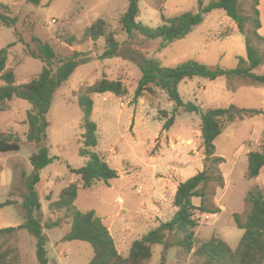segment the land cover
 Listing matches in <instances>:
<instances>
[{
    "label": "rangeland",
    "instance_id": "1",
    "mask_svg": "<svg viewBox=\"0 0 264 264\" xmlns=\"http://www.w3.org/2000/svg\"><path fill=\"white\" fill-rule=\"evenodd\" d=\"M203 1L208 4L211 0ZM0 2L9 5L12 16L17 17V23L12 28L0 24V49L15 42L9 49L7 68L14 69L18 84L31 80L45 65L41 59L30 54V50L36 49L32 39L34 35L48 42L59 56L70 55L76 49L89 52L94 57L79 66L55 92L47 115L50 123L48 143L53 162L42 169L37 187L42 210L46 211V214L43 211L42 222L60 221L52 229L44 228L48 237L46 249L49 264H88L93 257V247L89 242L63 239L71 228L70 212L50 209L49 206L51 200L60 199L62 190L72 181H80L79 175L71 169L80 168L86 163V158L79 154L84 132L81 127L83 111L78 103L79 89L104 75L121 78L128 87L129 93L123 97L112 92L93 95L92 118L98 125L95 150L108 159L109 164L118 170L119 176L108 183L101 180L91 188H81L75 201L81 211L97 212L111 229L119 251L127 256L136 239L162 221L170 220L177 209L174 205L176 186H163L150 195L156 181L154 171L157 168L153 167L154 164H159L158 169L163 170L158 176L165 175L175 185L206 168L201 114L183 108L176 110L175 101L158 88L135 100V90L142 75L140 67L124 55L99 58L104 50V41L100 39L94 42L86 38L85 30L98 18H104L109 28L116 32L124 50L154 57L165 66L194 60L227 69L237 67L240 58H247L245 35L238 32L237 24L223 9H214L204 13V20L183 38L157 50L159 40H150L122 29L120 17L127 10L130 0H42L39 5L27 0ZM240 5L243 15L254 18L253 0H240ZM139 10L138 20L150 28H156L165 23V19L185 12H199L200 4L199 0H139ZM227 31L234 34L222 37ZM245 31L264 56V42L256 38L253 20L246 21ZM71 35L76 37L73 46L65 41ZM254 72L264 74V64ZM3 83L0 79V85ZM178 88L186 103L196 104L202 110L232 104L264 110V84L250 79H227L222 76L210 80L194 77L181 81ZM30 108L31 103L27 100L14 98L6 111H0V130L14 132L22 140L20 150L0 152V203H11L0 208V228L24 222L22 202L26 187L23 172H32L30 157L38 151L28 142L26 135ZM164 111L169 116H176L169 130L163 129L167 119L163 116ZM171 135L173 140L168 137ZM263 141L264 114L238 119L215 140L216 155L224 158L219 166L224 176V186L211 181L207 187L205 206L210 210H197L195 213L199 219L196 228L199 240L218 237L227 241L232 249L239 246L245 229L238 225L235 214H239L240 220L245 222L250 211L248 192L255 188L264 190V167L257 177H248V153L260 150ZM120 196L124 203L122 199L117 201ZM151 202L155 204L157 214L150 211ZM194 202L201 204L200 198H194ZM207 215L210 217L207 218ZM8 236L0 238V245L2 250L13 248L9 253L11 264H39L37 239L33 234L21 229L13 237ZM164 256L166 264L205 262L204 258L194 255L178 262L177 247L158 244L154 247L151 264H160Z\"/></svg>",
    "mask_w": 264,
    "mask_h": 264
},
{
    "label": "trees",
    "instance_id": "2",
    "mask_svg": "<svg viewBox=\"0 0 264 264\" xmlns=\"http://www.w3.org/2000/svg\"><path fill=\"white\" fill-rule=\"evenodd\" d=\"M27 1L39 5L42 0ZM259 2L260 0H253L254 18H250L241 13L240 0H211L208 4L199 0V12H185L165 19V23L156 28H150L138 20L139 0H130L127 10L120 17L124 31L130 34L138 33L150 40H159L157 50H161L175 40L183 38L200 24L204 20V13L214 9H223L237 24L238 32L245 35L247 43V58H240L238 66L230 69L221 66L212 67L194 60L175 66H165L154 57H147L137 51L124 50L116 32L109 28L104 18H98L85 30L86 38L94 42L100 39L104 41V50L99 58L124 55L140 67L142 75L135 90V100L144 96L146 92L152 93L158 88L165 91L170 99L175 101L176 110L183 108L185 111L201 114V137L206 159V168L178 185L174 198L177 210L173 217L162 221L143 237L136 239L130 247L129 254L124 256L118 250L109 227L97 212L95 210L81 211L76 207L75 201L81 188H91L101 180L108 183L119 176L118 170L109 164L103 154L95 150L98 143V125L92 118L93 95L112 92L123 97L129 93V90L121 78H109L106 75L91 84L82 85L78 93V103L83 111L81 127L84 132L82 134L83 146L80 147L79 154L86 158V163L80 168L71 169L79 175L80 181L71 182L62 190L60 199L51 202L49 206L50 209H66L70 212L71 229L63 236V239L89 242L93 247V257L88 264H151L154 247L158 244L177 247L178 262L194 255L205 259L202 264H264L263 189L255 188L248 192L247 201L250 203V211L245 222L240 220L239 214H235L238 225L245 229L236 249H232L227 241L218 237L199 240L196 236L199 219L195 215L197 210L202 212L210 210L205 206L206 190L210 182L215 181L219 186H224V176L219 167L224 158L216 155L215 140L229 124L238 119L243 120L245 117L264 114V110L239 107L235 104L229 107L202 110L196 104L186 103L178 88L181 81L194 77L215 80L225 76L227 79H250L253 82L264 84V74L254 72L257 67L264 64V56L252 44V39L245 31L246 21L253 20L256 38L264 42V35L258 32L261 27ZM16 23L17 17L12 16L10 6L0 2V24L12 28ZM233 34V31H227L221 36L225 38ZM32 39L36 44V49L30 50V54L34 58L41 59L45 65L40 73L25 83L18 84L14 69L7 68L9 49L15 42L0 49V79L4 82L0 85V111H6L9 108V102L14 98L30 102L26 135L28 142L38 148V151L30 157L33 165L32 172L29 174L23 172L26 187L22 202L24 222L17 226L0 228V238L4 235H9L8 237L11 238L16 231L28 230L37 239L39 264H49L46 249L48 237L44 228L52 229L58 226L60 221L42 222V201L37 187L41 181L42 169L53 162L48 143L50 123L47 115L55 92L71 78L79 66L91 61L94 57L89 52L76 49L70 55L59 56L48 42L36 35ZM65 41L73 46L76 37L68 36ZM163 113V116L167 118L163 129L169 130L174 125L176 116L175 114L169 116L166 111ZM21 146L22 140L17 134L0 130V152L18 151ZM248 162V177H257L264 167V141L261 143L260 150H251L248 153ZM194 198H200L201 204L196 205ZM7 204L11 203L9 201L0 203V208ZM12 249L9 247L2 250V245H0V264H11L9 253ZM160 264H166L165 256Z\"/></svg>",
    "mask_w": 264,
    "mask_h": 264
},
{
    "label": "crops",
    "instance_id": "3",
    "mask_svg": "<svg viewBox=\"0 0 264 264\" xmlns=\"http://www.w3.org/2000/svg\"><path fill=\"white\" fill-rule=\"evenodd\" d=\"M259 10H260V19H261V27L259 28V30H258V32L261 34V35H264V0H260V2H259ZM119 57V56H118ZM109 73V72H108ZM107 73V74H108ZM109 78H113V77H111V76H108ZM173 135H171V136H168L171 140H173V137H172ZM203 150V149H202ZM107 159V158H106ZM107 161H108V159H107ZM167 163H171L170 161H167ZM176 164V163H175ZM158 165L159 164H154V166L153 167H156L157 169L154 171V176H156V178H155V186H154V188H153V191H152V193L150 194V195H152L154 192L155 193H157L158 191H159V189L160 188H162L163 186H176V188H178V185H179V183L177 184V185H175L176 183H174L170 178L169 179H167L166 177H165V175L164 176H158L159 174H160V172L161 171H163V170H161V169H158ZM177 165H180L179 163H177ZM182 165V164H181ZM73 182V181H72ZM176 191H177V189H176ZM154 196V195H153ZM152 196V197H153ZM147 198H149V197H147ZM146 198V199H147ZM120 199H122L123 200V203H124V199L120 196V197H118L117 198V201L119 202V200ZM172 199V198H171ZM116 201V202H117ZM51 202H53L52 200L50 201V203ZM141 202V201H140ZM144 203V202H143ZM195 203V202H194ZM197 205V204H196ZM150 208V211H153V213H155V214H157L158 212H157V210H156V207H155V204L154 203H152L151 202V204H150V206H149ZM177 208V207H176ZM177 210V209H176ZM43 211H44V213L46 214V211L43 209ZM176 212V211H175ZM175 214V213H174ZM159 217V216H158ZM161 218V217H160ZM71 229V228H70ZM110 229V228H109ZM110 231H111V229H110ZM112 233V232H111ZM117 245V244H116ZM118 247V246H117ZM118 250H119V248H118ZM121 253V252H120Z\"/></svg>",
    "mask_w": 264,
    "mask_h": 264
},
{
    "label": "built area",
    "instance_id": "4",
    "mask_svg": "<svg viewBox=\"0 0 264 264\" xmlns=\"http://www.w3.org/2000/svg\"><path fill=\"white\" fill-rule=\"evenodd\" d=\"M121 201H122V200H121ZM208 217H210V216L207 215V218H208Z\"/></svg>",
    "mask_w": 264,
    "mask_h": 264
}]
</instances>
